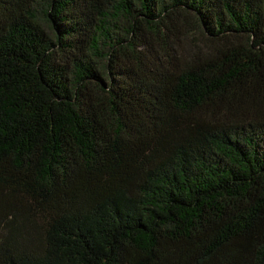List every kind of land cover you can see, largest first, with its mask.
<instances>
[{
	"label": "trees",
	"instance_id": "obj_1",
	"mask_svg": "<svg viewBox=\"0 0 264 264\" xmlns=\"http://www.w3.org/2000/svg\"><path fill=\"white\" fill-rule=\"evenodd\" d=\"M0 264H264V0H0Z\"/></svg>",
	"mask_w": 264,
	"mask_h": 264
},
{
	"label": "rangeland",
	"instance_id": "obj_2",
	"mask_svg": "<svg viewBox=\"0 0 264 264\" xmlns=\"http://www.w3.org/2000/svg\"><path fill=\"white\" fill-rule=\"evenodd\" d=\"M192 40H193V41H192ZM188 42L196 43V42H198V37H196V38H191V36H190V39L188 40Z\"/></svg>",
	"mask_w": 264,
	"mask_h": 264
}]
</instances>
